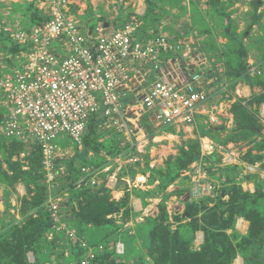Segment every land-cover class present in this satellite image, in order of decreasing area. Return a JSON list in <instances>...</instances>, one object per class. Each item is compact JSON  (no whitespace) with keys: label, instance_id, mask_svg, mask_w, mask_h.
I'll return each instance as SVG.
<instances>
[{"label":"rangeland","instance_id":"374dc122","mask_svg":"<svg viewBox=\"0 0 264 264\" xmlns=\"http://www.w3.org/2000/svg\"><path fill=\"white\" fill-rule=\"evenodd\" d=\"M48 1L0 0V18L28 28L33 17L45 16ZM67 2L68 16L84 31L107 25L129 27L142 39L160 34L198 42L201 37V43L215 44L223 58V66L212 73L217 77L215 128L206 125L205 116L196 117L199 129L192 132L186 125L164 128L168 136L157 135L144 150L143 162L127 165L117 177L119 193L107 195L111 205L83 199L85 241L114 251L96 264H264V86L258 84L264 81V0ZM1 39L0 74L3 66L10 67L6 54L13 50L7 38ZM248 64L257 65L261 80L249 81L248 72L246 78L241 69ZM0 110L7 113L1 95ZM210 141L216 150L207 156L201 144ZM98 143L99 160L105 152L117 156L122 151L110 138ZM89 153L86 160L96 157ZM73 156L69 147L57 166L65 171L66 158ZM56 174L61 180L50 185L32 145L0 136V264H76L71 244L47 225L43 214L48 199L60 197L62 220L74 226L62 206L67 197L61 198L66 195L63 178ZM136 175L142 176L140 182ZM110 209L117 211L104 216ZM117 240L125 247L122 256L115 254Z\"/></svg>","mask_w":264,"mask_h":264},{"label":"built area","instance_id":"2783aa9c","mask_svg":"<svg viewBox=\"0 0 264 264\" xmlns=\"http://www.w3.org/2000/svg\"><path fill=\"white\" fill-rule=\"evenodd\" d=\"M68 4L49 0L45 16L25 29L0 18V40L5 37L22 49L0 74L1 102L7 109L0 136L37 145L50 185L56 172L67 174L56 164L69 155V147L62 145L66 141L81 149L93 120L100 132L117 136L122 151L115 158L101 156V167L81 166L76 189L100 186L104 179V186L113 189L117 180L108 175L111 164L123 176L124 167L142 162L141 145L166 133V127L193 126L196 117L204 116L207 126H216L212 99L217 77L212 73L223 63L217 53L203 50L201 37L198 42L160 34L142 39L129 27L107 25L84 31L68 16ZM247 72L252 78L261 75L252 64ZM58 138L63 139L58 143ZM201 148L207 156L216 150L211 141ZM46 207L53 229L81 253L78 263L91 264L103 247L89 245L62 220L60 197L51 196ZM114 249L118 256L125 253L120 240Z\"/></svg>","mask_w":264,"mask_h":264},{"label":"trees","instance_id":"16d2710c","mask_svg":"<svg viewBox=\"0 0 264 264\" xmlns=\"http://www.w3.org/2000/svg\"><path fill=\"white\" fill-rule=\"evenodd\" d=\"M32 20L33 21H31V22L28 23L29 25L30 24L32 25L35 22L36 19L34 20V17H33ZM2 42L3 41L0 40V44ZM10 45L12 46V49L13 50L11 52H7V54H6L7 58H9V56L10 57L15 56L18 52H20L22 50L19 47H15L11 43H10ZM203 45H204L203 46V50L206 53H208L210 56H211V53H217V57L220 58V60H223V58L221 56V53L218 52V50L215 47V44L212 45L211 44V41H209V42L206 41V42L203 43ZM7 62H8L9 65H11V62L12 61H11V59H8ZM242 66H243V68L241 69L242 73L245 72V74L247 75V67H248V65H242ZM240 77H242V75H240ZM246 78H250V77L247 75ZM261 79H262L261 77L256 76L254 78L251 77L249 81H251V80H261ZM263 83H264V81H263ZM263 83L260 82L258 84H261V85L264 86ZM2 117H3V113L0 110V121H1ZM87 130L88 131H87L86 135L83 138V142H82L81 149H79L75 145L71 146L66 141L64 142L65 144L62 145V146H68V147H70L71 149H73V153H74V156L71 157V159H67L66 158L67 162L64 163L65 170H66V173L67 174H66V176L62 177L63 178L62 179V181H63L62 184L65 186V188L63 186V190H64V192L67 193V197L64 200V202H63L64 204H62V206H63V210L66 209V212H69L70 217L68 219L70 221L72 220L74 222V223L72 221L70 222V224L71 223L74 224V226L72 228H74L77 231L78 236L81 237V238H83L84 240H86V239L83 236L82 227H81V209L84 206V203H83L84 200L83 199H89L90 198V200H94V202L95 201H99V202H101L100 204L105 203L108 206V205H111L109 203V199L110 198L107 196V195H109L110 190L107 189L104 186V183L101 184L100 186H96V187L83 186L80 189H76L74 187V183L79 178V175H80V167L81 166L101 167L105 163V161L103 159H100L99 160V157H97L98 154H99V152H100V150H101V148H102V147H99L101 144L98 143V140L100 138H105V139L110 138L113 141V145H116V143L118 142L117 141V136L112 135L110 133H102V132H100L99 122L98 121H94L93 120L89 124ZM10 141L11 142H19V141H16V140H10ZM19 143H21V142H19ZM32 146L35 148V150H36V152L38 154V158H39V160L41 162V151H40V148L37 145H32ZM114 149H115V147L113 146V150ZM89 152H91V153L93 152L92 155H94L96 157H94V159H87L86 160V157L88 156V153ZM101 152H105V150L102 149ZM116 153L114 154V152L113 153L112 152L111 153H106L105 152V154H107V155L109 154L108 156H111V157L115 156ZM80 157H83V158L81 159ZM75 162H78L79 165L76 166ZM123 173L125 174L126 171H124ZM58 180H61L60 177H58L57 181ZM59 184H60V182H58V185ZM46 198H47V192L45 193L44 200H46ZM45 202L46 201H44L43 203L45 204ZM44 204L42 206L43 209H44ZM116 211H117V209L105 210L104 211V216H108L109 214H113ZM43 214L45 215V217L47 219V222H48L47 225L51 227V221L49 219L48 213H46V211L43 210ZM263 231H264V227L260 231V234H262ZM260 238L262 239V237H260ZM111 250H112V248H111ZM113 252H108V249L106 247L105 250H104V252H103V254H102V257L96 258L91 264H96L100 260V258L102 259L104 257L105 254H107V253L113 254ZM74 256H75V258L77 260L76 261V264H79L78 263V259L81 256V253L77 249H74ZM250 264H252V263H250Z\"/></svg>","mask_w":264,"mask_h":264},{"label":"crops","instance_id":"0c3cea01","mask_svg":"<svg viewBox=\"0 0 264 264\" xmlns=\"http://www.w3.org/2000/svg\"><path fill=\"white\" fill-rule=\"evenodd\" d=\"M255 66H257V65H255ZM199 125H200V123H195V125H193V126H189L188 127V129H189V131L190 132H192V128L194 129V127L196 126L197 127V129H199ZM215 127H213V129H214ZM168 132H170V131H166V133H161L159 136L160 137H162V138H165V136H168ZM158 136V137H159ZM154 143V139L153 140H148V142H145V143H143L142 145H141V147H140V151H141V154H140V158H141V160H142V154H143V152H144V150L146 149V148H148L149 147V145H152ZM128 154H131V155H134V153H132V152H128ZM143 162V161H142ZM112 165V169L110 170V172H112V170L116 167V165H114V163L113 164H111ZM123 168V167H122ZM124 168H126V167H124ZM124 168L122 169V170H124ZM113 174H115V176H116V180H117V177H119V175L121 174V172L120 171H115ZM137 177H136V181L137 182H140L141 180L139 179V177H142V176H139V175H136ZM121 178V177H120ZM121 180H124V179H121ZM144 180V179H143ZM116 187H117V183H116V185H115V187L113 188V189H111V190H113L112 191V194H117V193H119L118 191H115L116 190ZM125 231H126V234L127 235H129V234H132L131 236H133L134 235V230L132 231V230H127V229H124ZM121 231V230H120ZM235 264V263H234Z\"/></svg>","mask_w":264,"mask_h":264},{"label":"bare ground","instance_id":"6f19581e","mask_svg":"<svg viewBox=\"0 0 264 264\" xmlns=\"http://www.w3.org/2000/svg\"><path fill=\"white\" fill-rule=\"evenodd\" d=\"M235 264H240V263H239V260H237V261L235 262Z\"/></svg>","mask_w":264,"mask_h":264}]
</instances>
